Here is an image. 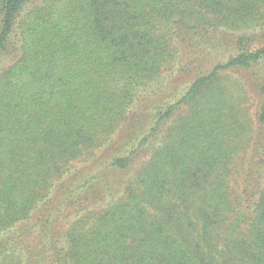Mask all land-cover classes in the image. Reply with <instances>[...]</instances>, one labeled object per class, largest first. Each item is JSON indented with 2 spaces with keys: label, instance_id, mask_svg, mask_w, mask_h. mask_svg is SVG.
I'll use <instances>...</instances> for the list:
<instances>
[{
  "label": "trees",
  "instance_id": "16d2710c",
  "mask_svg": "<svg viewBox=\"0 0 264 264\" xmlns=\"http://www.w3.org/2000/svg\"><path fill=\"white\" fill-rule=\"evenodd\" d=\"M0 264H264V0H0Z\"/></svg>",
  "mask_w": 264,
  "mask_h": 264
},
{
  "label": "rangeland",
  "instance_id": "374dc122",
  "mask_svg": "<svg viewBox=\"0 0 264 264\" xmlns=\"http://www.w3.org/2000/svg\"><path fill=\"white\" fill-rule=\"evenodd\" d=\"M217 57L220 58V56H218V54L216 53V50H215L211 56L210 55H204V56L199 55V56H197L196 59L198 58V60L196 63L199 62L201 65V68L206 70V69L210 68L212 65H214L215 61H217L219 59V58L216 59ZM199 70H200V66L198 68L192 67L191 69H189L188 73H183V74H178L176 72L172 73L170 76L167 77L169 79H166V81L162 85L163 88L161 91L160 90L153 91V96L151 95L153 97V99H151V101H153V100L156 101L157 99L162 100L161 98L169 96V93L172 92L175 88H177L178 90L183 88L186 85V81L188 79L192 78ZM235 74L238 77L243 74L245 78L249 77V79L252 77L251 76L252 74L250 72H246V73L245 72H241V73L236 72ZM166 76H165V78H166ZM250 96H251L250 97L251 99L249 101V105H250L249 108H250L251 114H253V116H254V114L256 113L257 99H256V95H254L252 93L250 94Z\"/></svg>",
  "mask_w": 264,
  "mask_h": 264
}]
</instances>
